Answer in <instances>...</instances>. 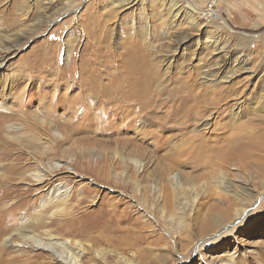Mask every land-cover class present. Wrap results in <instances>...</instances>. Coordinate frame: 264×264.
I'll return each instance as SVG.
<instances>
[{"label": "rangeland", "instance_id": "374dc122", "mask_svg": "<svg viewBox=\"0 0 264 264\" xmlns=\"http://www.w3.org/2000/svg\"><path fill=\"white\" fill-rule=\"evenodd\" d=\"M219 10V18L209 20L203 14L202 0H0V60L4 55L0 81L3 77L11 86L23 90L25 101L41 86L51 89L44 92L48 96L55 88H62L63 94L72 90L74 79L79 80L82 69L87 67H97L107 82L115 66L122 64L116 56L125 52L131 42L153 65L150 90L153 105L161 107L155 109L159 117L152 116L144 123L150 131L147 138L136 133V126L133 129L125 125L133 129L129 133L111 132L116 121L108 120L112 126L107 125L96 140L76 141L95 135L90 130H79L72 135L75 142L64 145L76 158L84 156L80 164L85 165L79 170L74 166L76 171L64 169L59 176L69 179L77 172L71 188L78 181V188L101 190L94 204L86 202L88 206L78 212L99 213L103 200H122L132 207L135 216H142L143 222L150 224L144 238L128 249L126 259L114 264H130V259L133 264H219L221 259L230 258L237 264H264V29L245 26V0H219ZM99 29L107 33L102 35ZM58 72L67 77L72 72V76L63 83L52 81ZM190 88L196 91V98L187 102V108L193 109V118L187 119L180 114L183 109L178 107L177 98ZM77 92L73 90L72 95ZM40 103L41 99H33L32 105L18 112L24 119L13 121L23 124L21 136L13 139V154L23 152L24 161L29 163L37 149L28 139L34 133L46 135L31 126L35 122L31 112ZM61 113L62 110L57 112ZM185 121L188 123L182 125ZM224 129L225 136L233 139L231 143L244 141L252 146L246 161L227 166L231 192L217 183L215 175L206 174L204 166L195 163L188 153L189 140L206 136L213 143L223 139ZM58 131L61 136L62 129ZM124 136L138 138L134 144H123L120 138ZM0 144L2 151L5 145ZM138 151L144 154L145 169L136 180L133 163L126 160ZM104 156L111 158V170L119 176H112L111 181L97 178L96 167L92 168ZM174 166L184 176L179 194L174 196L176 212L163 214L156 208L162 200H154L149 187L161 180L167 183V174ZM5 170L2 167L0 172ZM123 170L127 177L121 176ZM191 186L201 193V203L191 200ZM239 194L248 199L249 208L258 197L263 198L255 206L256 211L238 221L221 244L204 246L202 254L195 251L193 246L201 239L198 231L215 209L214 200L229 198L235 216L237 209L245 207V199H239ZM44 196V192L35 190L31 202L40 203ZM76 201L75 198L73 203ZM225 201L219 206L227 207Z\"/></svg>", "mask_w": 264, "mask_h": 264}, {"label": "bare ground", "instance_id": "6f19581e", "mask_svg": "<svg viewBox=\"0 0 264 264\" xmlns=\"http://www.w3.org/2000/svg\"><path fill=\"white\" fill-rule=\"evenodd\" d=\"M177 15L178 13L175 14ZM191 20L195 22L196 18L192 16ZM100 31L102 35L107 33L102 29L98 32ZM116 57L120 58L122 64L115 66L116 70L107 82L104 81V75L97 67L92 70V67L86 66L90 70L82 69L81 78L74 79L72 90H66L63 94L62 88H55L53 94L48 96L44 92L47 88L49 91L51 89L48 86H41L26 96L28 101L24 100L23 90L19 91L18 86H11L2 77L0 81V143H3L5 148L0 151L2 163L0 171L2 167L7 171L0 172V209L3 210L0 214V264H114L120 259L125 260L124 255L128 249L144 238V231L149 223L143 222L142 216H135L129 204L125 205L122 200L117 202L103 200L99 213L86 210L82 213L78 212L81 208L94 204L101 190H95L89 186L78 188V181L75 182L74 188H71L72 180L78 177L77 172L69 179L59 176L64 169L72 170L75 169L74 166L78 167V170L84 168L85 163L80 164L84 156L80 159L76 158L70 152V148L64 146L67 142L71 144L75 142L72 135L77 131L90 130L95 135L91 138L83 136L76 141L96 140L97 134H102L109 124L108 120H112L116 121V124L111 125L114 127L111 132L119 130V132L129 133L136 126V133L144 134L143 137L147 138L150 131L144 123L152 116L159 117L155 109L158 111L161 106L153 105L154 95L150 90L153 65L147 56L139 54L131 42L126 51ZM1 58L0 65L4 62V55ZM93 62L97 63L96 59ZM69 73L71 78L72 72ZM69 77L61 76L59 73L56 78H52V81L63 83ZM73 90H78L74 96ZM195 94L196 91L190 88L186 94L177 98L178 107L183 109L180 114H184L187 119L193 118L191 116L193 109L190 106L187 108V102L196 98ZM33 99H41V103L31 112L35 117L34 126H31L35 131L46 132V135L34 133L28 139L37 149L36 153L31 155L33 162L29 163L24 161L26 157L23 152L13 154L15 153L13 139L21 136L23 128V124H14L13 121L24 119L18 112L32 105ZM98 101L101 103L98 104ZM60 110L62 113L58 115L57 112ZM166 113L168 114L169 111L167 110ZM81 117L83 121L80 122L78 119ZM185 123L188 122L185 121L182 125ZM125 125H130L133 129L125 128ZM58 128L62 129L61 136L58 135ZM224 133H226L225 129L221 134L223 139L217 138L212 140L213 143L209 142L206 136L201 138L196 136L194 140H189L188 137L185 142L188 143L189 140L188 153L194 158V162L204 166L206 174L215 175L218 179L217 183L231 192L232 184L227 166L246 161L250 155L249 148L252 146L245 144L244 141L231 143L233 139L229 135L225 136ZM231 136L233 137V134ZM137 138V136H124L120 138V141H123V144H134ZM120 157L123 158L122 155ZM103 159L96 165L92 164V168L96 167L94 172L97 178L102 181H111L112 176L113 178L118 176L117 172L115 170L116 173L113 174L114 170H111V158L104 156ZM21 161L24 162L22 166L19 164L22 163ZM126 161L133 163L134 179L138 180V175L145 169L144 154L138 151L129 156ZM167 175L169 176L167 183L162 180L152 183L149 190L152 191L154 200H162L157 203L156 208H160L163 214H172L176 212L174 196L179 194L178 189L182 185L184 176L175 166ZM121 176L127 177V173L123 170ZM55 181L59 183L54 184ZM139 186L138 183V188ZM35 190H41L45 196L40 203L33 205L31 195ZM195 190V186H191V200L194 203L196 201L201 203L199 201L202 198L201 193ZM140 194L143 193L140 191ZM237 197L241 200L245 199L240 194ZM75 198L77 201L73 203ZM262 198L263 196L258 197V202L252 203L251 208L248 206V199H245L243 202L245 207L237 209L235 216L230 208L232 202L229 198L226 201L223 197L215 199L216 201L213 199L215 209L203 220L198 231L201 239L193 246L195 251L202 254L204 246L221 244L235 230L238 221H242L256 211L255 206ZM223 201L228 203L225 208L219 206ZM86 202L88 205H84ZM169 218L172 217L169 216ZM182 245L185 247L186 243ZM127 262L133 264L131 259ZM219 264L237 263L230 258L221 259Z\"/></svg>", "mask_w": 264, "mask_h": 264}, {"label": "crops", "instance_id": "0c3cea01", "mask_svg": "<svg viewBox=\"0 0 264 264\" xmlns=\"http://www.w3.org/2000/svg\"><path fill=\"white\" fill-rule=\"evenodd\" d=\"M245 26L264 29V0H245Z\"/></svg>", "mask_w": 264, "mask_h": 264}, {"label": "built area", "instance_id": "2783aa9c", "mask_svg": "<svg viewBox=\"0 0 264 264\" xmlns=\"http://www.w3.org/2000/svg\"><path fill=\"white\" fill-rule=\"evenodd\" d=\"M203 14L209 20L218 19L220 16L219 0H202Z\"/></svg>", "mask_w": 264, "mask_h": 264}]
</instances>
